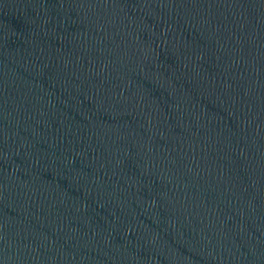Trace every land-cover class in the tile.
<instances>
[{
	"label": "water",
	"instance_id": "water-1",
	"mask_svg": "<svg viewBox=\"0 0 264 264\" xmlns=\"http://www.w3.org/2000/svg\"><path fill=\"white\" fill-rule=\"evenodd\" d=\"M0 264H264V0H0Z\"/></svg>",
	"mask_w": 264,
	"mask_h": 264
}]
</instances>
